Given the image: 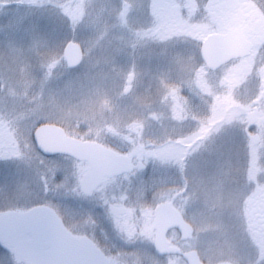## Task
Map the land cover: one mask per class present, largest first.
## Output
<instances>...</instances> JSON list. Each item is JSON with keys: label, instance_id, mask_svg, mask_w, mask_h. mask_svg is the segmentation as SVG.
Returning a JSON list of instances; mask_svg holds the SVG:
<instances>
[{"label": "rangeland", "instance_id": "rangeland-1", "mask_svg": "<svg viewBox=\"0 0 264 264\" xmlns=\"http://www.w3.org/2000/svg\"><path fill=\"white\" fill-rule=\"evenodd\" d=\"M160 3L154 8L150 0H0V215L15 211L25 216L38 205L57 207L54 198L73 205L80 216L112 204L108 198L101 199L119 186L105 182L94 198L84 199L79 182L89 170L87 165L44 158L37 151L33 134L42 124L61 126L81 140L112 142L121 150L124 142H139L138 149L128 150L138 152L143 146L145 156L156 157L151 166L153 182L161 186L163 169L176 168L172 162L168 165V154L181 153L176 142L202 124L195 122L204 121L202 111L218 108L221 114L228 109L227 102L234 109L247 107L227 94L261 95L264 0H212L213 4L162 0L163 12ZM242 3L250 7L248 15L257 12L259 18L242 23L244 16L238 12ZM160 16L167 19V28L161 27ZM244 25L246 37L254 44L251 56L209 72L201 54L203 40L237 27L244 30ZM69 42L78 43L84 52L81 66L74 70L66 66L63 55ZM210 100L215 101L209 105ZM221 140L217 137L211 155L216 175L193 170L195 177L189 176L204 208L213 190L221 194L229 187L228 154ZM138 172L134 169L128 176L129 188L136 192L148 186L143 179L134 183ZM167 179L168 184L176 181L175 175ZM114 203L119 205L117 200ZM141 215V224H151L147 208ZM227 227L199 225L201 260L254 264L255 249L242 238L232 243ZM149 229L146 225L145 233ZM141 245L149 246L145 238ZM0 264L26 263L0 254Z\"/></svg>", "mask_w": 264, "mask_h": 264}, {"label": "flooded vegetation", "instance_id": "flooded-vegetation-1", "mask_svg": "<svg viewBox=\"0 0 264 264\" xmlns=\"http://www.w3.org/2000/svg\"><path fill=\"white\" fill-rule=\"evenodd\" d=\"M198 1H204L206 4L212 3V0ZM150 2L151 7L158 8V0H150ZM159 2H161L158 5L159 9L163 12L162 0ZM241 6L238 12L244 16L242 23L245 24V20L248 19L252 23L259 18L257 12L248 15L251 9L247 4L242 3ZM162 16H160L161 27L164 29L168 27V21ZM257 24H260V21H257ZM242 28L247 36L245 25ZM262 88L259 97L254 95L245 98L246 95L242 94L241 98H236L227 94L231 99L235 98L238 104L245 105L246 103L247 107L234 109L231 107V102H227L228 109L221 114L218 108H206L202 111L200 116L205 118L204 121L199 119L195 121L196 123L201 121L202 124H198L194 131L183 133L176 142L177 150L181 153L175 156L173 152H171L172 155L168 154L166 158L168 165L172 162L176 168L169 169L167 166L170 171L163 169L165 185L163 183L161 186L156 183L154 185L151 166L152 161L156 159L155 156H145L141 151L143 146L139 147L138 152L128 150V148H137L139 142H124V151H115L116 146L112 142L102 143L117 154L128 156L131 159V170L121 176L104 178L98 189L91 194H84L81 190L80 192L84 199L91 198L105 182L110 181L119 187L106 191L108 195H104L101 201L108 198L112 204L104 206L106 208L101 212L98 209L87 210L85 216L84 213L80 216V211H77L73 205L64 201L59 202L55 198L53 200L58 206L52 208L58 213L66 229L74 237L89 238L105 255L108 264H188L185 255L192 252L197 253L201 260L200 224L228 225L231 242L240 241L239 238L244 239L246 243L248 241L256 251V261L254 260L253 263L262 264L264 262V83ZM210 98L213 99V95H210ZM214 101L210 100L209 105ZM182 114L188 115L183 111ZM220 116L221 118L218 119ZM205 122L209 124L205 125ZM216 123L221 124L218 126ZM217 128L220 129L216 130ZM217 137L222 139L226 155L228 154L225 170L229 177V187L221 194L213 190L208 206L204 208L201 205V194L198 189L194 188L195 180L193 178L194 181L191 182L190 177H195L193 170H196L198 174L204 171L211 174L214 171L211 175H216L211 155L217 147ZM132 144L136 146H130ZM151 147L152 145L146 148ZM49 159H70L78 162L64 156H54ZM78 163L86 164L85 162ZM87 167L89 169L87 172H89L90 168L88 165ZM134 169L139 170L137 176L133 178L134 183L141 182L143 179V182L148 185L143 191L136 192L129 188L132 187L130 183L132 180H129L128 176ZM169 175H175L176 181L172 184L176 185V189H168L172 187L169 186L172 184H168ZM166 189L168 191L163 193ZM111 192L113 196H110ZM116 192L120 195L118 198ZM116 200L119 205L114 203ZM143 207L148 209L151 224H141L139 213L141 215ZM81 209L85 208L81 206ZM129 209L132 213L128 211ZM123 215L125 216L122 217ZM19 216L21 219L25 217L20 214ZM179 217L186 224H175ZM208 217L210 221H207ZM122 218H125V221L129 219V223L120 220ZM135 218L139 221L133 220ZM156 221H161L162 224H156ZM146 225L150 228L148 233H145ZM186 225L191 230L189 236ZM163 231L169 243L168 249L172 253H161L157 249L158 233ZM29 238V235L24 233L23 226L20 225L14 237H9L5 241L0 239V254L3 256L11 254L16 261L31 264L30 260L22 259L15 254L16 246ZM144 238L148 241V248H142L141 241ZM244 253L248 252L244 251ZM203 262L206 264L205 261Z\"/></svg>", "mask_w": 264, "mask_h": 264}, {"label": "water", "instance_id": "water-1", "mask_svg": "<svg viewBox=\"0 0 264 264\" xmlns=\"http://www.w3.org/2000/svg\"><path fill=\"white\" fill-rule=\"evenodd\" d=\"M254 45L241 30L226 34L209 35L203 42L201 53L206 66L215 71L225 63L244 59L251 55ZM66 66L74 70L83 62V49L69 42L64 49ZM37 150L46 157L63 155L79 162H86L91 171L80 182V190L91 194L100 186L102 180L110 176H121L131 169V159L118 155L111 149L90 141L69 137L59 126L44 124L33 135ZM179 220V221H178ZM175 224H186L179 217ZM156 224H162L156 221ZM23 226L30 239L19 243L15 254L31 261V264H108L104 254L88 238L74 237L64 226L57 213L48 206H37L28 211L24 219L18 213L9 212L0 216V239L14 237ZM187 235H191L190 227ZM165 231L159 232L157 249L161 253H172L168 249ZM188 264H204L197 253L185 255Z\"/></svg>", "mask_w": 264, "mask_h": 264}]
</instances>
